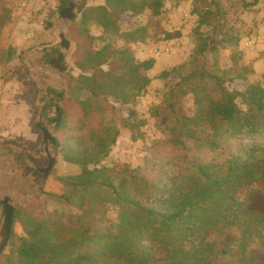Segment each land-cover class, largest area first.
I'll return each mask as SVG.
<instances>
[{
    "label": "trees",
    "instance_id": "16d2710c",
    "mask_svg": "<svg viewBox=\"0 0 264 264\" xmlns=\"http://www.w3.org/2000/svg\"><path fill=\"white\" fill-rule=\"evenodd\" d=\"M169 1L174 6L190 2L197 25L189 60L159 77L166 87L159 106L165 143L186 149L190 141L199 151L218 152L231 139L252 140L236 145L223 164L214 158L206 162L196 154L163 159L152 180L127 166L116 170L103 165L117 143L120 127L128 129L135 140V132L145 124L134 110L120 115L121 107L135 104L144 94L151 81L146 73L155 63L153 58L137 60L130 46L152 36L166 41L179 34L165 31L158 23L166 0H103L84 5L68 26L76 75L69 73L58 112L50 100L54 112L61 115L56 133L72 129L68 123L73 121V129L89 137L87 143L81 136L71 137L74 146L56 138L54 146L79 171L63 180L66 192L53 197L69 204L76 199L78 212L67 228L62 214L38 216L16 206L7 250L0 256L4 264H214L219 256L238 253L237 264H264V259L249 263L245 258L251 243L258 241L264 247V218L237 199L240 188L264 182V139H256L264 137V87L258 81L243 91L228 86L255 72L241 64L238 53L232 54L231 61L239 73L220 68V50L236 47L240 32L219 0ZM259 1L239 0L243 10ZM59 2L61 11L66 3ZM4 4L0 0V36L12 19ZM146 9L152 22L122 28L124 15H139ZM57 52L45 54L39 62L48 63ZM15 57L19 56L13 47L0 44V67ZM260 76L264 77V71ZM211 85L219 92L216 98L209 93ZM47 94L56 98L58 92L48 87ZM187 96L192 98L190 113L182 106ZM0 149L16 161L24 160L23 151L8 145ZM16 220L23 230L17 239ZM227 227L240 231L233 241L238 251L233 253L206 240L212 231L223 232Z\"/></svg>",
    "mask_w": 264,
    "mask_h": 264
},
{
    "label": "rangeland",
    "instance_id": "374dc122",
    "mask_svg": "<svg viewBox=\"0 0 264 264\" xmlns=\"http://www.w3.org/2000/svg\"><path fill=\"white\" fill-rule=\"evenodd\" d=\"M37 1L5 0L4 4L11 11L12 19L1 33L0 44L5 48L13 47L19 57H15L4 67H0V145H8L15 150L23 151L25 157L23 161H16L10 154L0 149V198L8 196L12 200L14 210L17 206L25 212L38 216L53 212L62 214L63 223L68 228L71 225L72 216L78 212V201L73 198L72 203L69 204L53 196L66 192L63 180L77 174L79 168L65 162L55 149V145H49L47 152L45 151L38 122L45 123L44 125L55 141L58 138L60 141H67L72 146L75 142L70 139L71 137L81 136L86 143L89 137L87 133L83 134L74 130L73 121L68 123L72 129L56 133L55 125L60 120L57 123L53 122L57 114L50 106V102L52 101L55 106L57 97L49 96L46 99L43 88L52 87L57 92L61 89L63 93L69 73L76 75V72L72 71L73 45L68 36L70 22L65 29L70 42L69 52L64 58L66 70L62 73L53 72L44 67L45 63L39 62L45 55L40 57L39 53L59 43L57 34L60 26L57 13L60 2L59 0H40L50 9L45 16L41 17L38 6L34 4ZM73 1L76 16L78 10L84 5L92 6L103 3V0ZM245 1L252 2L253 0ZM219 2L227 18L236 24L240 32L236 47L230 46L220 50L218 56L220 68L222 70L232 68L235 73H239L238 65H234L231 61L234 53L239 54L243 66H250L254 69L258 61L264 65V0H260L257 5L248 7L246 10L241 8L239 0H219ZM174 5L173 2L166 0L165 11L158 19V23L165 31L179 34L177 37L164 41L160 35L152 36L130 46L137 60L153 58L155 63L153 68L146 73L151 81L144 94L135 104L121 107L120 115L127 116L128 109L134 110L137 119L145 124L135 132L137 137L135 140L131 138V132L128 129L120 127L117 143L103 162V165L116 170L127 166L131 170L144 174L150 180L156 178L159 169L157 164H160L159 161H164L163 159L171 157L176 159L178 156L182 158L183 154L192 157L196 154L206 162H211L214 158L215 163L223 164L229 158L230 153L234 152L236 145L252 140L249 137L239 140L231 139V142L224 144L225 146L218 152L199 151L192 147L193 144L190 141L186 142V149H176L165 143L167 135L161 125L163 109H159V106L163 103L166 87L165 81L159 77L163 71L189 60L195 46L192 31L197 25V17L191 14L190 2ZM152 21L151 12L146 9L139 15H124L121 24L122 28L127 30L148 25ZM31 29L35 32L34 38L37 39L33 43L27 40L24 43L27 35L30 36ZM93 34L99 35L97 30H93ZM254 72L255 74L247 75L245 79H237L228 83V86L230 89L243 91L249 84L258 81L264 87V77L260 76L261 73L257 74L256 69ZM172 80L171 78L169 81ZM13 90L19 93L17 98H14L16 95L12 96L14 93L10 91ZM209 93L214 98L219 94L213 85L209 87ZM182 106L185 113L193 110L191 96L183 99ZM60 107H62L61 98ZM40 114L41 119L39 120ZM155 114L157 116H154ZM256 139L261 141L264 137H256ZM47 153L55 159V162L44 178L40 170L45 169L49 164ZM147 168H151L154 172H148ZM237 199L245 209L264 218V182L240 188L237 192ZM2 216L3 206L0 204V221ZM13 232L15 239L23 235L22 225L18 220L14 223ZM239 234L240 231L236 227H227L223 232L212 231L206 240L213 242L218 249L226 248L233 253L238 251L236 242L233 241L239 237ZM238 258H240V253L234 257L222 255L215 260L214 264H237ZM245 258L249 263L263 260L264 247L258 241L251 243L247 246ZM0 264H4L3 257L0 258Z\"/></svg>",
    "mask_w": 264,
    "mask_h": 264
},
{
    "label": "water",
    "instance_id": "95a60500",
    "mask_svg": "<svg viewBox=\"0 0 264 264\" xmlns=\"http://www.w3.org/2000/svg\"><path fill=\"white\" fill-rule=\"evenodd\" d=\"M66 3V7L57 13V20L59 21V32L57 34V38L59 43L49 49L43 50L39 53V56H43L46 53H50L53 50H58V54L53 57L44 67L51 69L53 72L57 71L62 73L66 70V66L64 64V58L68 54L70 49V42L66 36V26L69 22H71L75 17V3L73 0H64ZM34 59V58H32ZM34 70V67H33ZM44 96L47 99L49 96L47 94V87L43 88ZM62 96V90L60 89L57 94L55 107L58 112L59 110V101ZM41 119V114L39 115V120ZM60 120V113L57 114V118L53 120V122H58ZM44 122H38V128L42 134V142L44 144V149L47 152L48 146L55 145V139L48 130V128L44 125ZM49 159L48 166L40 170L44 174V178L48 175L52 167L54 166L55 159L50 156L48 153L46 155ZM0 204L3 206V216L0 221V256L3 254L4 250L7 247V244L10 239L11 228H12V220H13V210L14 206L12 204V200L8 196H2L0 198Z\"/></svg>",
    "mask_w": 264,
    "mask_h": 264
},
{
    "label": "crops",
    "instance_id": "0c3cea01",
    "mask_svg": "<svg viewBox=\"0 0 264 264\" xmlns=\"http://www.w3.org/2000/svg\"><path fill=\"white\" fill-rule=\"evenodd\" d=\"M75 3V2H74ZM35 4V6L37 7L38 6V8L37 9H39V13H40V16L42 17V16H45L47 13H48V11H50V9H49V6H45L40 0H38L36 3H34ZM31 7V6H30ZM31 31L32 32H30L31 34H30V36L29 35H27V38L24 40V43H25V41L27 40V41H29L30 43L32 42H34L37 38H34L35 37V32H33V29H31ZM35 31V30H34ZM28 37H30V38H28ZM21 47H23V45H21ZM21 47H19V49L21 50ZM54 51V50H53ZM52 59V58H51ZM254 69H256V73L257 74H260V73H262L263 71H264V65H263V63L261 62V61H258V62H256V68H254ZM258 71V72H257ZM11 93H14V94H12V96H14V95H16V96H14V98H17L18 97V95H19V93H17V91L16 90H13V91H10Z\"/></svg>",
    "mask_w": 264,
    "mask_h": 264
},
{
    "label": "flooded vegetation",
    "instance_id": "af4514ba",
    "mask_svg": "<svg viewBox=\"0 0 264 264\" xmlns=\"http://www.w3.org/2000/svg\"><path fill=\"white\" fill-rule=\"evenodd\" d=\"M57 54H58V52L56 53V55H57ZM56 55H55V56H56ZM55 56H54V57H55ZM6 154H7V153H6ZM11 156H12V155H11ZM12 157H13V156H12ZM13 159H14V158H13ZM14 160H15V159H14Z\"/></svg>",
    "mask_w": 264,
    "mask_h": 264
}]
</instances>
